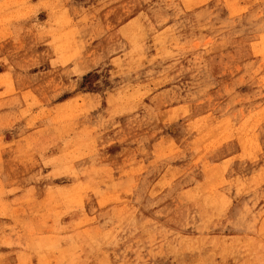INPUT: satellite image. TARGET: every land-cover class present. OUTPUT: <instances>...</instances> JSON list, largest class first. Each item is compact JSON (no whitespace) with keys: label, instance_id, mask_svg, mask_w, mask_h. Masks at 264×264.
<instances>
[{"label":"rangeland","instance_id":"1","mask_svg":"<svg viewBox=\"0 0 264 264\" xmlns=\"http://www.w3.org/2000/svg\"><path fill=\"white\" fill-rule=\"evenodd\" d=\"M0 264H264V0H0Z\"/></svg>","mask_w":264,"mask_h":264}]
</instances>
